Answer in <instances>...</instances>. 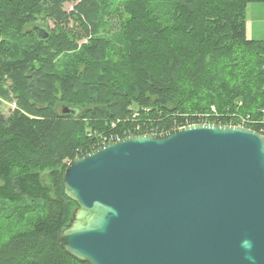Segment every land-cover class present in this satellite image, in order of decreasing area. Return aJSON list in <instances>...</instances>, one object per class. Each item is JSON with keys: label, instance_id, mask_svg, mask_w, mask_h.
<instances>
[{"label": "trees", "instance_id": "obj_1", "mask_svg": "<svg viewBox=\"0 0 264 264\" xmlns=\"http://www.w3.org/2000/svg\"><path fill=\"white\" fill-rule=\"evenodd\" d=\"M253 2L0 0V264H88L59 242L78 208L63 178L134 105L160 125L242 113L264 136Z\"/></svg>", "mask_w": 264, "mask_h": 264}, {"label": "water", "instance_id": "obj_2", "mask_svg": "<svg viewBox=\"0 0 264 264\" xmlns=\"http://www.w3.org/2000/svg\"><path fill=\"white\" fill-rule=\"evenodd\" d=\"M88 264H264V136L199 124L110 143L63 178Z\"/></svg>", "mask_w": 264, "mask_h": 264}, {"label": "built area", "instance_id": "obj_3", "mask_svg": "<svg viewBox=\"0 0 264 264\" xmlns=\"http://www.w3.org/2000/svg\"><path fill=\"white\" fill-rule=\"evenodd\" d=\"M241 105L242 103L240 102L239 106ZM129 111L131 112L130 117L127 118V123L119 129L120 132L98 134L97 132H91L89 130L90 138L95 140V145L93 146L95 148L94 151L110 143L119 142L130 137L145 134H163L171 130L182 129L192 125L217 124L250 128L251 125L258 122L253 120L250 115H244L242 113L221 114L216 108L212 107L211 112L176 116L169 124L160 125L159 123L164 120L163 118H158L157 120L144 118V116L148 117L150 115V108L135 105ZM261 114V121L264 123V109L261 110ZM116 127L117 125L112 123V130L116 129Z\"/></svg>", "mask_w": 264, "mask_h": 264}, {"label": "rangeland", "instance_id": "obj_4", "mask_svg": "<svg viewBox=\"0 0 264 264\" xmlns=\"http://www.w3.org/2000/svg\"><path fill=\"white\" fill-rule=\"evenodd\" d=\"M249 14L253 22H251V20L248 19ZM251 23L253 24V27L255 29L264 28V2H253L249 4L247 10V30L250 27ZM259 38H263V37H259Z\"/></svg>", "mask_w": 264, "mask_h": 264}, {"label": "crops", "instance_id": "obj_5", "mask_svg": "<svg viewBox=\"0 0 264 264\" xmlns=\"http://www.w3.org/2000/svg\"><path fill=\"white\" fill-rule=\"evenodd\" d=\"M251 14V13H250ZM250 14L248 16V19L251 20L250 18ZM251 22H253V20H251ZM249 23V22H248ZM247 37L250 40H256L260 41V40H264V28H260V29H255L253 27V24L251 23L250 27L247 30ZM257 37V38H256ZM259 37H263V38H259Z\"/></svg>", "mask_w": 264, "mask_h": 264}, {"label": "bare ground", "instance_id": "obj_6", "mask_svg": "<svg viewBox=\"0 0 264 264\" xmlns=\"http://www.w3.org/2000/svg\"><path fill=\"white\" fill-rule=\"evenodd\" d=\"M258 42V41H257Z\"/></svg>", "mask_w": 264, "mask_h": 264}]
</instances>
